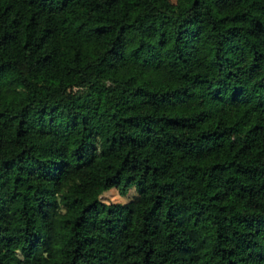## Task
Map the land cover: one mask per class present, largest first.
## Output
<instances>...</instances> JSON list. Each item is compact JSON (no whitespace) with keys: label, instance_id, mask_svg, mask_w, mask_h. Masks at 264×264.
<instances>
[{"label":"trees","instance_id":"obj_1","mask_svg":"<svg viewBox=\"0 0 264 264\" xmlns=\"http://www.w3.org/2000/svg\"><path fill=\"white\" fill-rule=\"evenodd\" d=\"M0 264H264V0H0Z\"/></svg>","mask_w":264,"mask_h":264},{"label":"rangeland","instance_id":"obj_2","mask_svg":"<svg viewBox=\"0 0 264 264\" xmlns=\"http://www.w3.org/2000/svg\"><path fill=\"white\" fill-rule=\"evenodd\" d=\"M137 195V190L135 187L130 189L126 194H121L117 187H113L107 190L102 196L101 199L106 204H125L131 201ZM99 216L91 217L88 219L84 228L86 229H96L98 225Z\"/></svg>","mask_w":264,"mask_h":264}]
</instances>
